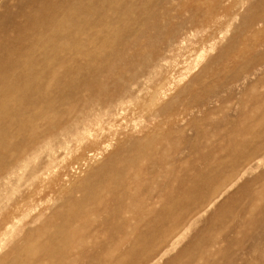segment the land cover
<instances>
[{
    "label": "bare ground",
    "instance_id": "bare-ground-1",
    "mask_svg": "<svg viewBox=\"0 0 264 264\" xmlns=\"http://www.w3.org/2000/svg\"><path fill=\"white\" fill-rule=\"evenodd\" d=\"M174 1L190 7V17L187 20L180 17L179 24H192V0ZM232 1L214 0L208 4L207 0H193L194 13L198 14L206 9L202 16L208 17L210 25L223 19L224 13L228 12L225 10L231 6L229 10L235 8L231 16L235 20L238 15L236 7L239 4L233 5ZM171 5L173 4L170 0H58L26 18V29L30 31V35L21 40L19 38L16 48L4 50L5 47L0 46V52L4 53L0 58V242L3 231L12 228L15 218L6 212L12 210L16 213L25 204L24 201L20 202L22 197L18 191L21 186L18 185L21 181L19 173L29 166L33 157L37 158L39 149L44 148L52 153L66 150L68 154L71 153L68 152L70 149L79 152L85 146H96L104 132L103 124L113 128L127 117L129 111L139 107L141 99H137L129 88L131 84L132 87L135 85V77L129 79L126 74L134 73L136 65L147 68L154 65L149 66L148 63L154 51L150 49L141 52L139 38L143 36L151 45H167L174 39L175 28L167 33L152 32L158 26L159 20L165 21ZM154 10L163 13L156 14ZM212 10L216 11L214 15H210ZM252 24L251 22L247 27ZM196 33L197 31H190L185 37ZM5 37L4 40H7ZM183 41L186 39L183 38L176 44L174 42L175 45L172 43L173 48L178 51ZM60 43H65L70 48H64L65 44L60 46ZM59 58H63V62ZM115 62L118 65H114ZM71 65L75 71H66ZM60 68L64 69V73L60 72ZM190 71L191 68H188L186 74ZM63 83L68 89L60 87L55 93L50 90L53 88L51 86H63ZM258 109L262 111V115L255 123L258 128H263L264 101ZM256 126L252 125V128ZM252 128L247 129L246 134L250 133L248 136L254 133ZM160 129L159 123L143 139L135 140L129 148L122 149L116 156L88 171L80 184L81 197L76 199L75 193L71 192L64 206L55 212V219L59 217L62 223L52 226L53 240L46 243L48 246H11L8 253L0 257V264H86L84 261L82 263L83 253L90 246H97L96 236L101 231L96 230L97 234H90L91 236L84 239L81 225H74L78 221L86 220L80 213L85 211L81 210L85 206H90V210L99 215L107 214H102V220L103 224L107 223L108 233H114V230L115 233L118 231L123 234L119 239L115 236L118 239L116 241L113 238L115 246H120L119 252H116L118 254L115 253L119 255L118 264H140L148 261L153 255V246L156 244L154 239L157 238H152L151 233L156 234L162 228L164 237L174 236V239L182 221L179 212L184 209L191 210L193 200H210V196L224 180L238 179L244 172L237 171L241 164L248 166L254 157L252 152L259 151L264 145L262 138L249 150L247 141L233 136L226 148L228 158H234L230 160L232 163H220L222 170L212 168L195 176H192L191 170L179 176L180 172L173 167L171 160H156L160 151H163L160 145L164 137L161 139V135L157 134ZM15 139H18L16 143H12ZM55 142L56 145H53ZM85 153L84 165L101 155L99 150L92 152L93 154ZM144 163L151 165V168H163L162 171L157 169L158 171L151 174L147 170L146 178H149L143 181L147 188L145 194L140 195L142 199H138L132 191L140 182L133 179V174L141 172ZM39 167L29 170L32 171L31 177L44 172V168ZM117 179L125 183L124 186L121 183L119 185L123 186L120 201L117 199L116 206H112L109 198L118 190ZM141 189L144 190V187ZM245 192L251 198L250 202H253L255 195ZM68 209L74 210L73 216H62ZM90 210L87 211L93 213ZM92 215L96 216L94 213ZM91 223L90 221L89 225ZM90 240L94 241L91 243ZM136 246L143 247L141 254H138ZM3 247L5 246H0V249ZM111 255L108 252L107 256Z\"/></svg>",
    "mask_w": 264,
    "mask_h": 264
},
{
    "label": "rangeland",
    "instance_id": "rangeland-1",
    "mask_svg": "<svg viewBox=\"0 0 264 264\" xmlns=\"http://www.w3.org/2000/svg\"><path fill=\"white\" fill-rule=\"evenodd\" d=\"M57 1L0 0V46L3 45L4 50L16 48L19 38L21 40L30 35V31L26 29V18ZM170 1L173 5L167 10V18L162 22L159 20L158 26L152 32L167 33L175 28L174 39L172 38L167 45L155 43L158 45L156 46L149 44L143 36L139 38L141 52L150 49L154 51L150 56L152 61L148 59L149 66L154 64L157 67L136 65L139 67L135 66L134 73L126 74L129 79L135 77L136 86L132 87L131 84L129 88L137 99H141L139 107H135V111H129L127 117L113 128L106 123L103 124L104 132L96 146H85L79 152L70 149L68 152L71 153L68 154L66 150L52 153L44 148L39 149L41 151L36 153L37 158L31 159L33 161H30V167L27 166L19 173L21 181L18 185L21 186L18 191L22 197L20 202L24 201L25 204L19 205L16 213L12 210L6 212L15 218L12 228L3 231L0 246L5 247L0 249V257L8 253L11 246H48L46 243L53 240L54 225L62 223L59 217L55 219V212L64 206L71 192L75 193L76 199L81 197L80 184L88 171L116 156L115 154L122 149L129 148L135 140L143 139L150 129L156 128L159 123L161 129L157 134L161 135V139L164 137L160 145L163 151H160L156 160L159 162L171 160L173 167L180 172L179 176L191 170L192 176L208 172L212 168L222 170L220 163H232L230 160L234 158H228L226 148L233 136L247 141L249 150L253 149L259 140L264 139V126L258 128L255 123L262 115L258 106L264 101V0H233V5L239 4L236 7L237 18L235 20L231 18L235 8L229 10L231 7L229 6L225 10L228 12L222 16L223 19L210 25L208 17L202 16L206 9L198 14L194 13L193 0L192 24L180 25V17L184 20L190 17V7L184 3ZM207 1L208 4L210 1L214 2ZM154 12L163 13L155 10ZM214 13L216 11L212 10L210 15ZM251 22L252 26L247 27ZM206 26L208 27L201 32ZM190 31L197 33L186 38ZM183 38L186 41L182 42L178 51L175 50L172 43L176 44ZM64 44L60 43V46ZM68 47L70 48L65 44L64 48ZM3 54L0 52V58ZM185 59L187 61H184ZM60 60L63 62V58ZM113 64L118 65L116 62ZM188 68H191V71L186 74ZM62 70L64 71L61 69L60 72ZM66 71L74 72L73 65ZM60 72L59 74L64 73ZM56 86L50 88L53 93L58 92L60 87L68 89L64 83L63 86ZM158 87L160 89H157ZM252 125L256 128H252ZM248 128H252L254 132L250 136H248L250 133L246 134ZM17 140L12 143H16ZM102 142L104 145H101ZM53 145H56V142ZM84 150L87 153L99 150L101 155L93 159L95 161L91 160L84 165L83 157L86 155ZM252 155L253 160L248 166L241 164L238 168L239 173L244 171L238 179L224 180L210 196V200L204 202L193 200L191 210L184 209L179 212L182 221L174 239V236L164 237L162 228L161 231L158 229L156 234L152 232V238L157 237L154 239L156 244L153 246V255L148 261L140 264H264V145L259 151H253ZM38 165L44 168V172L31 177L32 171L29 170L38 168ZM150 168L151 165L144 163L141 172L133 174V179L140 182L137 190L132 191L136 193L134 195L138 199H142L147 188V185H143V181L149 178H146L147 170L151 174L158 170L162 171L163 166L161 169L159 166L149 170ZM117 180L116 182H119L116 183L117 193L109 198L112 206H116L115 204L120 201L125 183L121 179ZM120 183L123 186L119 187ZM245 191L255 195L253 202H250L251 198ZM90 209V206H85L81 209L85 211H80L87 222L83 219L74 225L78 227L81 225L84 239L97 234L96 230H100L101 233L98 237L95 235L98 239L95 243L97 246H90L87 249L89 251L85 249L82 263L118 264L119 255H116L118 254L116 252H119L120 246H115V241L123 234L118 231L116 234L114 230L115 234L108 233L107 223L103 224L102 220V216L107 214L99 215ZM73 213L74 210L68 209L62 216L65 214L71 217ZM88 221L92 223L89 225ZM197 224L201 225L193 231ZM93 241L90 240L91 243ZM95 247L96 249H92ZM136 249L139 251L138 254L143 252L142 246H136ZM108 252L112 253V257L107 256Z\"/></svg>",
    "mask_w": 264,
    "mask_h": 264
},
{
    "label": "clouds",
    "instance_id": "clouds-1",
    "mask_svg": "<svg viewBox=\"0 0 264 264\" xmlns=\"http://www.w3.org/2000/svg\"><path fill=\"white\" fill-rule=\"evenodd\" d=\"M204 218H202V220H203ZM200 225L201 224H197L196 226H195V228L193 229V231H196L199 227H200Z\"/></svg>",
    "mask_w": 264,
    "mask_h": 264
}]
</instances>
